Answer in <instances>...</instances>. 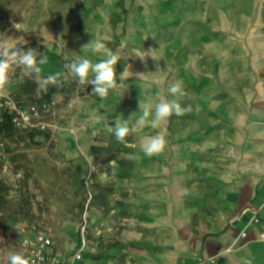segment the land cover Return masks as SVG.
Listing matches in <instances>:
<instances>
[{
  "label": "crops",
  "instance_id": "1",
  "mask_svg": "<svg viewBox=\"0 0 264 264\" xmlns=\"http://www.w3.org/2000/svg\"><path fill=\"white\" fill-rule=\"evenodd\" d=\"M75 1L89 5L81 34L54 44L49 40L62 33L50 23L35 34L44 40L32 39L47 57L42 76L66 71L64 63L77 56L99 61L102 53L83 51L93 40L121 56L117 78L128 68L105 99L92 93L79 100L75 127L65 138L70 159L96 166L87 244L77 264H197L207 258L264 264V0ZM203 15L214 21L202 34L185 18ZM152 49L155 59L147 56ZM61 82L71 83L72 76ZM172 83L185 94L172 97ZM42 90L38 86L31 100ZM159 98L177 99L191 111L118 143L109 131L114 121L134 124L139 100L154 105ZM156 134L165 137V148L146 157L140 143ZM80 244L81 236L71 252L55 249L71 260Z\"/></svg>",
  "mask_w": 264,
  "mask_h": 264
},
{
  "label": "rangeland",
  "instance_id": "2",
  "mask_svg": "<svg viewBox=\"0 0 264 264\" xmlns=\"http://www.w3.org/2000/svg\"><path fill=\"white\" fill-rule=\"evenodd\" d=\"M86 8L89 9L88 4L80 6L75 0H0V34L13 38L23 35L26 44L33 38L42 41L35 34L51 23L59 28L63 40H56L59 39L56 36L49 41L68 43L88 26ZM222 20L216 17L218 25ZM185 21L200 26L203 34L214 18L203 15L185 18ZM13 22L21 24V30L26 32L13 28ZM17 72L12 70L8 83L19 92L28 77L19 68ZM90 88L91 85L72 81L59 85L53 93L49 88L42 90L32 99L54 95L58 100L54 110L44 118L49 128L34 136L19 130L1 135L5 145L0 159V264H9L11 254H20L19 229L26 224L39 223L45 227L63 255L71 252L80 239L89 193L94 197L96 166L95 161L70 159L64 142L70 129L75 127L72 120L81 107L82 97L92 94ZM191 88V84L185 86L186 90ZM22 98L31 100L27 95ZM74 99L76 102L71 107L70 101ZM17 172L22 173L20 181L16 179ZM70 229L78 234L77 239L70 234ZM80 247L81 244L76 251ZM92 259L97 261L96 256Z\"/></svg>",
  "mask_w": 264,
  "mask_h": 264
},
{
  "label": "clouds",
  "instance_id": "3",
  "mask_svg": "<svg viewBox=\"0 0 264 264\" xmlns=\"http://www.w3.org/2000/svg\"><path fill=\"white\" fill-rule=\"evenodd\" d=\"M12 27L20 32L21 24L13 22ZM154 38V37H153ZM58 41L63 40V36ZM24 36L10 37L6 34H0V89H3L10 80V74L14 68H19L25 74L29 75L39 83L41 89H47V86H59L61 78H67L68 75L76 78L81 85H91L92 93L95 96L105 99L110 90L117 88V81H124L128 72L126 67L117 78L116 65L121 56L111 49H108L104 42L93 40L91 43L83 46V51L91 47L93 52L102 53L103 58L97 62H93L87 57L77 56L69 62H65L63 68L66 71L42 76L41 65L47 63V57L41 55L37 49L27 48ZM152 50L147 51V56L152 55ZM138 55V58L144 60L146 56ZM67 61L68 58L65 57ZM137 76L142 73H136ZM168 93L172 97L183 96L185 93L178 83L170 84ZM140 115L136 118L135 123H129L128 119L120 120L119 117L114 121V127H110L109 131L113 132L115 139L124 143L126 137L136 133L138 130L146 126L157 128L162 122L166 121L172 115L182 116L186 112L191 111V106L182 107L177 99L159 98L158 102L153 104L142 103L139 100ZM166 140L162 134L146 135L140 143V150L146 157H152L159 154L165 148ZM132 160H139L138 155H130ZM27 243V242H26ZM9 264H30L29 259L21 254L13 253L9 256Z\"/></svg>",
  "mask_w": 264,
  "mask_h": 264
},
{
  "label": "built area",
  "instance_id": "4",
  "mask_svg": "<svg viewBox=\"0 0 264 264\" xmlns=\"http://www.w3.org/2000/svg\"><path fill=\"white\" fill-rule=\"evenodd\" d=\"M13 70L15 73L17 72V68ZM72 81L79 85L76 78L72 77ZM90 92H92V88H90ZM57 103L58 100L54 95L49 98H39V100L17 99L6 85L3 89H0V122L7 115L11 118L12 125L16 130L44 132L49 128V124L44 118L54 110ZM4 145L5 142L0 134V159L3 155L1 151ZM15 175L16 179L20 181L22 173L17 172ZM92 199L93 194L89 193L80 225L82 245L71 260L57 253L53 237L39 223L26 224L20 227V254L29 259L30 264H77L81 261L87 244L86 234L90 223L89 210ZM255 221H259V219L256 218ZM241 236H246V233H241ZM197 264H217V261L215 258H207L200 260Z\"/></svg>",
  "mask_w": 264,
  "mask_h": 264
},
{
  "label": "trees",
  "instance_id": "5",
  "mask_svg": "<svg viewBox=\"0 0 264 264\" xmlns=\"http://www.w3.org/2000/svg\"><path fill=\"white\" fill-rule=\"evenodd\" d=\"M33 48L37 49V51L42 55V51L44 49L43 45H40L36 40H32V42L29 45L24 46V49L27 50V48ZM59 85H63L62 82L60 81ZM39 86L38 82L33 79L32 77H28L23 86L22 89L18 92V94L15 96L17 99H20L23 95H27L32 97V95L36 92L37 87ZM50 87V92L53 93L56 91L57 86H49ZM51 95L45 96V98H49ZM14 130H16L11 122V118L7 115L3 117V121L0 122V134H10ZM41 131H33L31 132L32 136L35 134H41Z\"/></svg>",
  "mask_w": 264,
  "mask_h": 264
}]
</instances>
